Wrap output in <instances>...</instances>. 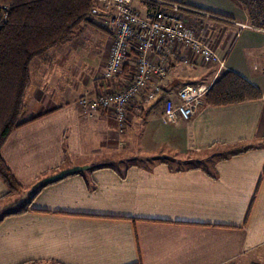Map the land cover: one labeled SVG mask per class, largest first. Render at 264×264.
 Segmentation results:
<instances>
[{"label": "crops", "instance_id": "crops-1", "mask_svg": "<svg viewBox=\"0 0 264 264\" xmlns=\"http://www.w3.org/2000/svg\"><path fill=\"white\" fill-rule=\"evenodd\" d=\"M169 1L223 26L210 37L223 68L169 59L159 97L123 133L110 114L83 116L78 105L132 75L131 62L112 80L103 75L113 35L100 4L69 41L31 62L26 117L49 112L1 147L20 188L0 178V264H264V46L237 45L264 28L238 0ZM226 70L261 98L203 99L190 119L162 120L163 99L183 84L209 87Z\"/></svg>", "mask_w": 264, "mask_h": 264}, {"label": "built area", "instance_id": "built-area-1", "mask_svg": "<svg viewBox=\"0 0 264 264\" xmlns=\"http://www.w3.org/2000/svg\"><path fill=\"white\" fill-rule=\"evenodd\" d=\"M109 13L112 41L103 75L114 79L123 65L131 62L132 71L124 84L115 83L111 90H97L92 97L82 96L78 105L83 116L110 114L118 131L123 133L130 119L144 106L156 101L160 82L166 78L168 60L177 59L183 65L199 62L223 68V58L190 26L185 16L190 11L183 4L169 0H137L141 9L132 6L134 0H95ZM8 9L0 6V19ZM209 87L183 84L175 96L163 99L161 118L167 123L190 119L202 104Z\"/></svg>", "mask_w": 264, "mask_h": 264}, {"label": "trees", "instance_id": "trees-1", "mask_svg": "<svg viewBox=\"0 0 264 264\" xmlns=\"http://www.w3.org/2000/svg\"><path fill=\"white\" fill-rule=\"evenodd\" d=\"M249 21L264 28V0H238ZM8 14L0 19V151L7 136L19 126L49 112L31 117L23 113L29 87V69L34 59L71 39L90 22L95 0H0ZM254 26L253 24H251ZM261 98L259 89L236 72H221L204 95L209 106H226ZM186 161H183V163ZM0 178L9 191L20 187L0 154Z\"/></svg>", "mask_w": 264, "mask_h": 264}, {"label": "rangeland", "instance_id": "rangeland-1", "mask_svg": "<svg viewBox=\"0 0 264 264\" xmlns=\"http://www.w3.org/2000/svg\"><path fill=\"white\" fill-rule=\"evenodd\" d=\"M137 0H134V2L132 3V6L135 7V5L137 4L136 3ZM233 8L236 10V12H238L240 10V8L238 6H235L233 5ZM186 18H187V21L189 22L190 26L194 27L195 31L196 32H200L199 34L201 35V37L205 38L206 40H208L210 46L212 47L213 49V42L211 40V35L214 36V34H218L220 33V31L222 30V25L221 24H216L215 22H213L212 20H207L205 18H202V19H198V18H195V16L193 15H190L189 13L186 12L185 14ZM208 22V25H206V23L204 22ZM254 21V19H253ZM253 21H250L251 24H256L255 22ZM212 26L214 28V31L211 30H208V33H207V27L206 26ZM256 25H254L253 27H255ZM209 28V27H208ZM210 35V36H209ZM250 40L252 42H260L259 44H261L262 46H264V35L258 33L256 30H246L243 32L241 38L238 40V46L240 44H242V42H244V40ZM216 40V39H215ZM252 51V50H249V52ZM248 58H249V62L253 61L251 58H252V54L251 53H248ZM42 110H46V108L42 109ZM48 110V109H47ZM28 110L27 109H24L23 113L25 116H27L26 112ZM39 112H42V111H39ZM169 160H171V162H174V163H182V161L184 160L183 157H173V156H170L169 157ZM131 161L134 162V160L132 159ZM131 161H127V162H131Z\"/></svg>", "mask_w": 264, "mask_h": 264}]
</instances>
